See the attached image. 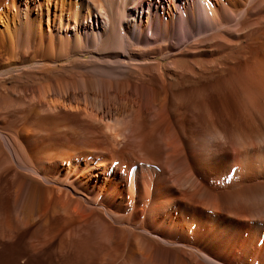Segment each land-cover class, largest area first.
Returning a JSON list of instances; mask_svg holds the SVG:
<instances>
[{"label":"bare ground","instance_id":"bare-ground-1","mask_svg":"<svg viewBox=\"0 0 264 264\" xmlns=\"http://www.w3.org/2000/svg\"><path fill=\"white\" fill-rule=\"evenodd\" d=\"M8 246L264 264V0H0Z\"/></svg>","mask_w":264,"mask_h":264},{"label":"rangeland","instance_id":"rangeland-1","mask_svg":"<svg viewBox=\"0 0 264 264\" xmlns=\"http://www.w3.org/2000/svg\"><path fill=\"white\" fill-rule=\"evenodd\" d=\"M7 249V251H4V250H6ZM8 249H12V248H9V246L7 247V248H5L4 250H3V253H5V255L4 254H0V264H9L10 262V264H12V259H13V255L15 254L14 252H16V251H13L15 248H13V250L11 251H9ZM16 250V249H15ZM11 253V255H9L10 253ZM6 253H7V255H6ZM12 253H14V254H12ZM4 255V256H3ZM10 256V257H9ZM9 257V258H8ZM4 259V260H3ZM10 260V261H9ZM5 262H7V263H5ZM38 264L39 262H34L33 264Z\"/></svg>","mask_w":264,"mask_h":264}]
</instances>
